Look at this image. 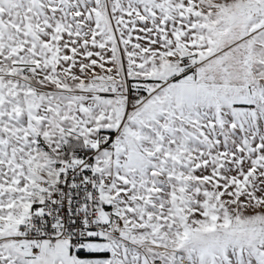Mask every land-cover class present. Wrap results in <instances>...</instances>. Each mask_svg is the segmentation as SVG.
<instances>
[{
	"label": "snow or ice",
	"instance_id": "obj_1",
	"mask_svg": "<svg viewBox=\"0 0 264 264\" xmlns=\"http://www.w3.org/2000/svg\"><path fill=\"white\" fill-rule=\"evenodd\" d=\"M0 264H264V0H0Z\"/></svg>",
	"mask_w": 264,
	"mask_h": 264
}]
</instances>
